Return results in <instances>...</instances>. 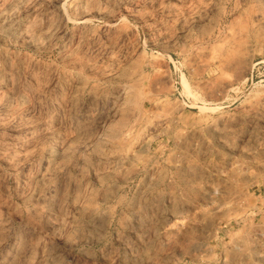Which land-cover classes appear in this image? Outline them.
Returning a JSON list of instances; mask_svg holds the SVG:
<instances>
[{"label": "rangeland", "instance_id": "1", "mask_svg": "<svg viewBox=\"0 0 264 264\" xmlns=\"http://www.w3.org/2000/svg\"><path fill=\"white\" fill-rule=\"evenodd\" d=\"M0 264H264V0H0Z\"/></svg>", "mask_w": 264, "mask_h": 264}]
</instances>
